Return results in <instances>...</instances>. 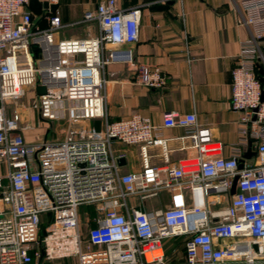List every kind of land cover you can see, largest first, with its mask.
<instances>
[{
	"label": "built area",
	"instance_id": "obj_1",
	"mask_svg": "<svg viewBox=\"0 0 264 264\" xmlns=\"http://www.w3.org/2000/svg\"><path fill=\"white\" fill-rule=\"evenodd\" d=\"M57 0H50L54 3ZM30 0H0V264H264V0H240L252 39L242 42L231 70V108L240 112L239 132L255 140L256 160L239 168L240 154L224 157L211 129L194 112L166 111L161 126L146 115L103 122L101 130L74 125L105 117L104 66L128 56L113 48L138 40L141 10L119 9L101 0L77 23L95 22L96 35L56 39L59 14L46 28L32 25ZM138 82L164 84L157 67L140 65ZM36 94L40 117L67 124L55 142L26 143L18 132L20 112L5 102ZM161 127H180V139L195 154L170 167L152 165L148 148L158 146L168 162ZM138 145L141 168L122 173L126 151ZM237 176L235 191L230 193ZM165 191L166 208L145 210L129 203ZM229 202L222 206V197ZM94 204L100 216L82 234L79 206ZM42 222L45 223L41 228ZM182 236L181 258L166 254L165 240ZM65 264V263H63Z\"/></svg>",
	"mask_w": 264,
	"mask_h": 264
},
{
	"label": "crops",
	"instance_id": "obj_2",
	"mask_svg": "<svg viewBox=\"0 0 264 264\" xmlns=\"http://www.w3.org/2000/svg\"><path fill=\"white\" fill-rule=\"evenodd\" d=\"M101 0H30L25 9L31 13L32 25L46 28L48 18L56 12L60 16L61 29L56 39L83 38L96 35L95 22L77 23L84 11L92 9ZM119 9L139 7L141 10L138 40L113 48L106 45L107 56L112 49L125 50L127 57L109 61L103 69L105 83V117L82 121L74 128L101 130L105 120L125 119L133 113L146 115L156 126L162 125L166 111L194 112L197 123L211 129L212 138L222 145L224 157L235 150L246 165L256 160L255 140L239 132L240 112L231 108V70L234 67L240 44L252 39L251 28L244 23L240 0H116ZM159 68L164 84L148 88L137 80L140 65ZM37 87H28L23 97L5 102L9 116L14 110L20 112L18 132L29 144L53 140L58 132L64 137L67 124L40 117L36 94ZM54 127V128H53ZM54 132V134H53ZM167 139L169 160L164 162L161 149L150 146L148 154L152 165L170 167L195 150L188 146L189 140L180 139L184 130L180 127H161ZM116 149L126 151L121 164L122 173L141 168L138 145L115 143ZM7 168L0 162V176L7 182ZM165 192V191H164ZM165 200L169 195L165 192ZM133 198V197H132ZM140 208H146L141 201ZM229 202L222 197V206Z\"/></svg>",
	"mask_w": 264,
	"mask_h": 264
},
{
	"label": "rangeland",
	"instance_id": "obj_3",
	"mask_svg": "<svg viewBox=\"0 0 264 264\" xmlns=\"http://www.w3.org/2000/svg\"><path fill=\"white\" fill-rule=\"evenodd\" d=\"M62 121H54V124L58 127ZM54 128V127H53ZM54 134V132H53ZM55 136H53L52 142L59 141L61 137H59L58 132H55ZM165 192L161 191L154 197H149L145 199L146 201V208H166L167 202L165 200ZM131 203L139 204L141 203V199L138 197L131 198ZM79 214L82 221V234H85L86 230L95 224V218L100 216L99 212L96 209V205L94 204H83L79 206ZM185 241L184 237L181 238H174L169 241L167 244V252L169 257L174 258H181L183 254V243ZM73 264L75 263L74 258H66L64 261H59V264Z\"/></svg>",
	"mask_w": 264,
	"mask_h": 264
},
{
	"label": "water",
	"instance_id": "obj_4",
	"mask_svg": "<svg viewBox=\"0 0 264 264\" xmlns=\"http://www.w3.org/2000/svg\"><path fill=\"white\" fill-rule=\"evenodd\" d=\"M261 40L264 42V36L262 37ZM263 51H264V47H263ZM257 68H258V70H257V73H258L257 74V79L261 83H264V68L261 65H258V64H257ZM39 92H44V88L43 87H39ZM263 97L264 96H263V91H262L261 100L263 99ZM120 164H124V160L123 159L120 160ZM242 167H243V158L241 157L240 158L239 168H242ZM237 178H238L237 176H235L233 178L232 187H231V191H230L231 194H233L234 191H235V185H236Z\"/></svg>",
	"mask_w": 264,
	"mask_h": 264
},
{
	"label": "trees",
	"instance_id": "obj_5",
	"mask_svg": "<svg viewBox=\"0 0 264 264\" xmlns=\"http://www.w3.org/2000/svg\"><path fill=\"white\" fill-rule=\"evenodd\" d=\"M95 225V224H94ZM93 225V226H94ZM44 226H45V223L44 222H42V224H41V228H44ZM182 236H178V237H172V238H169V239H167V240H165V242H164V247H165V251H166V254H167V256H168V252H167V244L169 243V241L171 240V239H174V238H181ZM183 250V249H182Z\"/></svg>",
	"mask_w": 264,
	"mask_h": 264
}]
</instances>
